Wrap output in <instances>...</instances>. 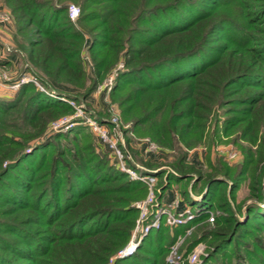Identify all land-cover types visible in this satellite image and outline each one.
Here are the masks:
<instances>
[{
	"label": "trees",
	"instance_id": "16d2710c",
	"mask_svg": "<svg viewBox=\"0 0 264 264\" xmlns=\"http://www.w3.org/2000/svg\"><path fill=\"white\" fill-rule=\"evenodd\" d=\"M4 1L15 17L12 54L23 61L21 74L32 72L51 89L46 77L77 85L56 91L85 100L123 60L112 95L127 117L137 114L134 125H151L161 145L174 146L177 135L187 144L189 130L205 129L212 118L215 132L249 143L238 169L207 177L184 153L173 161L178 173L168 174L163 190L197 173L195 182L207 180L201 204L189 196L187 205L194 212L215 207L221 215L214 223L196 216L173 232L164 223L114 264H171L166 257L179 235L187 240L185 255L207 244L195 264H264V0H74L77 22L68 0ZM87 42L94 77L81 58ZM149 98L146 113L135 109ZM70 112V104L32 83L0 96V264H109L130 238L139 215L131 204L147 195V183L98 154L84 125L27 151L30 139ZM153 166L139 171L158 178L163 171ZM246 180L252 202L243 210L236 192ZM163 190L151 211L164 205Z\"/></svg>",
	"mask_w": 264,
	"mask_h": 264
},
{
	"label": "rangeland",
	"instance_id": "374dc122",
	"mask_svg": "<svg viewBox=\"0 0 264 264\" xmlns=\"http://www.w3.org/2000/svg\"><path fill=\"white\" fill-rule=\"evenodd\" d=\"M68 2L69 8L70 6H75L77 8L78 15L74 19L71 18L69 13V17L72 19V21L77 22L81 12L80 5L74 2V0H68ZM4 12L10 14L11 22L7 24H0V55L4 57L14 56L15 63L11 65L4 63V65L0 66V73L1 75L9 74L13 78H18L21 75V70L24 71L25 68L24 66L22 67L23 61L20 56L17 54H12L15 49L18 48V44L15 38V17L9 5H7L4 0H0V13ZM86 37L88 39L90 38L88 33H86ZM88 44L89 42H87L84 46L81 58L87 76L94 77L95 65L94 60L89 52ZM125 68L126 66L123 60H120L114 67L111 68V70H109L104 75V77L100 81L97 82L94 91L85 100H74L73 98H70L65 95L71 101L74 102V105L70 104L73 108V112L62 114L54 120H51L47 125V128L44 130L43 134L40 135V137L30 139L27 143L28 147H30L27 150L28 153L31 152V146L35 145L36 142H41L43 140L53 138V136L57 133H67L73 129H76V127H78L79 125H84L90 132L88 139L89 141H92V143H94L96 152L102 156H108L111 162L117 165L119 169H121V167L117 163L115 154L109 144L105 142L101 135L92 128L88 121L92 120L98 122L101 125H105L106 129L108 130L109 139L112 140L116 144L117 148L123 153L124 157L126 158V165L138 174V176L140 177L138 179L143 180V177L149 175L148 173L141 174L139 171V168L143 169V167H148V164H152V166L154 165L153 169H161L163 171V174L161 176H158V178L154 176L156 177V181L154 184H149L146 180H143L147 183L146 185L148 187V193L146 196L138 198L132 202L131 205L136 208L139 203L147 201L151 191H153L154 195L153 203L156 202L158 193L163 190V187H165L166 184L168 185V180H170L168 174L178 173L176 169L172 166V162L177 161V159H179L183 153L186 154V162L195 165L197 169H199V173H202L206 177L210 173H214L216 169L217 171H221L222 169L230 167L233 170H236L241 166L242 162L245 159L244 148L246 149L249 146V143H247V141L243 139L237 138L235 133L227 135L222 132H215L216 125L215 121H213V118L212 120L208 121V125H206L205 129L201 130L199 128L193 127L191 130H189L187 134V144L184 142H180L178 140L180 136L177 135V142L174 146L161 145L160 143H158L152 137L151 125H134L133 119L135 118V116H137V114L135 113L133 118L127 117L126 112L123 111V107L120 105L119 101L114 99L112 95L113 87L116 82V77L120 73V71L124 70ZM23 73L25 75L37 78L39 82L45 87V89L51 93H58L56 90L74 92L76 88H78L77 85L61 84L58 82H54L53 80H50L46 77L52 87L55 88L51 89L48 88L47 84L42 82L40 77L32 74V72L25 71ZM87 84H92V80H89ZM35 86L37 87V85ZM6 93L10 94V91H7L2 86H0V96H6ZM149 101L150 98L146 101L141 102L140 104L138 103L135 109L142 114L146 113L148 107H146L145 105H147ZM161 112H165V110L163 109ZM68 118H73L74 122L76 119V124H74L73 126L65 125L64 122L67 121ZM197 177L198 174L193 173V175L189 176V178L187 179L184 178L182 181L180 180L179 182L173 181L168 189L163 190V204L170 205L173 203L174 207L171 208H174L176 211H181L187 206H189L187 205L189 196H193L195 200H197L198 203L201 204V202L199 201H201L202 199L200 197V194L198 193L203 187L205 181L207 180L206 177H204L205 179H201L195 182ZM131 178L133 177L131 176ZM186 193L188 194L186 195ZM166 196H172L170 197L168 202H166L165 200ZM248 197L249 180H246L242 183L241 187L236 192V204L238 206L241 205V208L243 210L245 209L247 204L252 202V199H249ZM175 201H178V203ZM203 208L201 210L199 209L200 211H195V213L201 217L208 216L206 223H214L216 218L222 213L220 209L215 207L213 208L211 206H207L204 210ZM138 210L139 215L136 219L135 226L131 232L130 238L122 248H124L130 242L134 230L136 228L137 222L140 220L142 210L140 208H138ZM151 210L152 206L149 205V212ZM209 210L213 212V216L209 215ZM235 213L236 215L241 216V212L236 209ZM149 218L150 217L148 216L147 219ZM164 223L169 226L170 232H173L174 227L169 225L166 222L165 218L162 219V224ZM193 229H195V227L188 228L187 233L189 230L193 231ZM186 241L187 240L185 236L179 235L176 241L173 242L170 252L166 257L169 263L174 264L169 261V257H171L172 255V257H175L176 255L182 256L183 264H195L201 262L202 256L207 253V244L205 242L198 243V245L202 244L204 246V254H201L200 260L194 263L190 261L189 257L198 245H196L190 253L185 255L186 248L184 246ZM177 244L179 245L177 253L175 255L172 254V250ZM118 252H116L110 258L109 264H114L115 260L118 259L116 258Z\"/></svg>",
	"mask_w": 264,
	"mask_h": 264
},
{
	"label": "built area",
	"instance_id": "2783aa9c",
	"mask_svg": "<svg viewBox=\"0 0 264 264\" xmlns=\"http://www.w3.org/2000/svg\"><path fill=\"white\" fill-rule=\"evenodd\" d=\"M69 13L72 19H74L78 15L77 8L75 6H70ZM11 22V16L9 13L4 12L0 13V24H7ZM6 60V57L0 55V66L4 65L2 61ZM33 83L37 85L38 89L42 92H45L49 97L61 101L63 103H68L74 105V102L71 101L65 95H61L54 92H49L45 89V87L39 82V80L35 77H31L25 74H21L18 78H13L9 74L1 75L0 73V86H2L5 90L10 91V94L6 93V96L11 95L18 91L23 85ZM89 124L92 128L98 132L101 137L104 139L105 142L109 144L111 149L115 154V158L117 159L118 165L121 167L122 171L129 173L133 178L138 179L140 178L138 174L133 171L130 167L126 165V158L124 157L123 153L117 148L116 144L109 139L108 130L106 129L105 125H101L98 122L89 120ZM65 125L73 126L76 124L73 118H68L67 121L64 122ZM89 125V126H90ZM144 178V179H143ZM141 179L146 180L149 184H154L156 181V177L154 175H147ZM154 195L153 191L149 194L147 201H143L137 205V208L142 210L140 220L137 222L136 228L132 235L130 242L122 248L116 258H125L134 255L136 250L141 245L144 237L148 235L152 230L158 229L162 225V219L165 218L166 222L171 226H177L181 224L187 223L190 219L195 218L198 216L192 209L187 206L181 211H176L174 208L173 203L170 205H159L154 211L149 212V205H153L154 203ZM178 203V201H175ZM148 213V214H147ZM209 215L213 216V212L211 210L208 211ZM148 216L151 218L147 219ZM191 233V230L188 231ZM178 245H175L172 254L177 253ZM204 254V246L202 244L198 245L197 248L191 253L189 259L191 262H198L200 260V255ZM173 256V255H172ZM169 257V261L174 264H183V258L180 255H176L175 257Z\"/></svg>",
	"mask_w": 264,
	"mask_h": 264
},
{
	"label": "crops",
	"instance_id": "0c3cea01",
	"mask_svg": "<svg viewBox=\"0 0 264 264\" xmlns=\"http://www.w3.org/2000/svg\"><path fill=\"white\" fill-rule=\"evenodd\" d=\"M7 59V62L11 65V64H13V63H15L14 61V56H9V57H6ZM170 197H172V196H169V197H165V200H166V202H168V200L170 199Z\"/></svg>",
	"mask_w": 264,
	"mask_h": 264
}]
</instances>
